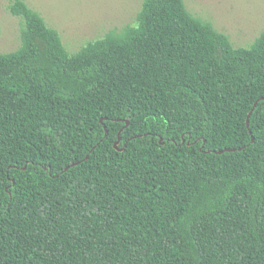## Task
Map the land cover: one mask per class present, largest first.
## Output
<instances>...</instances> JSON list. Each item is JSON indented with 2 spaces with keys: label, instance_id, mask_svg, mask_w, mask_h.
<instances>
[{
  "label": "trees",
  "instance_id": "trees-1",
  "mask_svg": "<svg viewBox=\"0 0 264 264\" xmlns=\"http://www.w3.org/2000/svg\"><path fill=\"white\" fill-rule=\"evenodd\" d=\"M8 11L0 264H264V30L234 47L183 0H142L70 52Z\"/></svg>",
  "mask_w": 264,
  "mask_h": 264
},
{
  "label": "rangeland",
  "instance_id": "rangeland-1",
  "mask_svg": "<svg viewBox=\"0 0 264 264\" xmlns=\"http://www.w3.org/2000/svg\"><path fill=\"white\" fill-rule=\"evenodd\" d=\"M13 0H0V52L20 44L21 19L8 11ZM66 49L74 52L110 30L134 25L142 0H24ZM194 16L209 21L234 47L249 45L264 30V0H183Z\"/></svg>",
  "mask_w": 264,
  "mask_h": 264
},
{
  "label": "water",
  "instance_id": "water-1",
  "mask_svg": "<svg viewBox=\"0 0 264 264\" xmlns=\"http://www.w3.org/2000/svg\"><path fill=\"white\" fill-rule=\"evenodd\" d=\"M256 103V102H255ZM255 103H254V106H255ZM253 106V107H254ZM253 109V108H252ZM128 123V121H126V124ZM246 123L248 124V119L246 120ZM235 150V148H229V149H223V150H219L217 151L218 153L222 152V151H233Z\"/></svg>",
  "mask_w": 264,
  "mask_h": 264
}]
</instances>
